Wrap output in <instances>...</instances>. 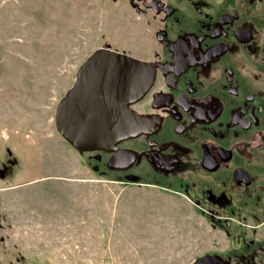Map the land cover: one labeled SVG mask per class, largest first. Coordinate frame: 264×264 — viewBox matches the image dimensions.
<instances>
[{"label":"rangeland","instance_id":"rangeland-1","mask_svg":"<svg viewBox=\"0 0 264 264\" xmlns=\"http://www.w3.org/2000/svg\"><path fill=\"white\" fill-rule=\"evenodd\" d=\"M192 1L216 10L221 0ZM145 32L130 0H0V110L21 158L14 180L0 182V236L26 261L193 264L235 249L240 225L219 227L182 195L144 186L158 184L146 167L95 170L57 131L56 108L87 58L139 47Z\"/></svg>","mask_w":264,"mask_h":264},{"label":"flooded vegetation","instance_id":"flooded-vegetation-1","mask_svg":"<svg viewBox=\"0 0 264 264\" xmlns=\"http://www.w3.org/2000/svg\"><path fill=\"white\" fill-rule=\"evenodd\" d=\"M130 3L141 15L144 40L139 47L109 48L154 73L143 98L128 106L141 127L111 151L81 153L96 162L95 170L106 165L112 172L126 171L109 168L113 157L134 155L133 167L148 168L158 183L144 186L182 195L219 227L240 225L235 249L207 255L214 264H264V235L253 232L263 227L264 215L251 213L264 207V7L259 0H221L216 10L192 0ZM19 143L11 139L4 108L0 182L13 181L20 169ZM237 210L250 214H229ZM2 241L0 264H36Z\"/></svg>","mask_w":264,"mask_h":264},{"label":"water","instance_id":"water-1","mask_svg":"<svg viewBox=\"0 0 264 264\" xmlns=\"http://www.w3.org/2000/svg\"><path fill=\"white\" fill-rule=\"evenodd\" d=\"M147 63L110 50L97 49L81 65L76 82L57 106L55 124L60 136L79 152L111 151L119 140L129 139L141 120L128 108L139 101L154 81ZM126 161L127 164L123 163ZM135 158H112L109 168L127 170ZM207 256L194 264H214Z\"/></svg>","mask_w":264,"mask_h":264}]
</instances>
